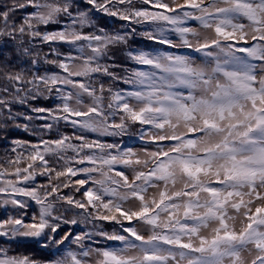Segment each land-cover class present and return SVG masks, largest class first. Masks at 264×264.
I'll list each match as a JSON object with an SVG mask.
<instances>
[{
    "label": "snow or ice",
    "instance_id": "6c2138e0",
    "mask_svg": "<svg viewBox=\"0 0 264 264\" xmlns=\"http://www.w3.org/2000/svg\"><path fill=\"white\" fill-rule=\"evenodd\" d=\"M86 2L88 10L75 0H25L0 10V37L27 35L78 52L53 49L55 59L45 62L57 71L37 69L31 78L8 72L0 86V131L19 119L26 122L16 127L33 134L51 133L61 122L73 129L72 135L58 129L55 138L41 135L37 143L13 141L12 170L0 168V205L5 211L12 205L18 215L0 219V238H33L44 248L68 242L76 250L57 248L58 258L41 262L0 248V264H246L242 253L253 249L250 264H264V0H140L139 8L134 0ZM29 7L33 11L15 23L16 11ZM96 14L126 21L128 28L85 32ZM61 17L60 30L40 31ZM190 20L204 31L186 26ZM135 25L148 27L138 33ZM136 35L190 53L129 49L137 67L122 69L110 49ZM101 77L130 87L97 86ZM38 99L55 107L31 106ZM15 104L34 115L14 113ZM33 120L42 123L30 127ZM131 125L140 126L151 150L137 153L102 139L120 137ZM22 198L39 205L38 216L26 221L29 204ZM61 209L79 210L81 223L114 222L122 234L67 231L57 238L62 224H78L57 214ZM95 236L122 247L99 246Z\"/></svg>",
    "mask_w": 264,
    "mask_h": 264
},
{
    "label": "trees",
    "instance_id": "16d2710c",
    "mask_svg": "<svg viewBox=\"0 0 264 264\" xmlns=\"http://www.w3.org/2000/svg\"><path fill=\"white\" fill-rule=\"evenodd\" d=\"M25 0H0V10H4L6 7L11 6L15 3H22ZM75 3L79 10H88L89 5L86 0H75ZM135 7H141L140 0H134ZM33 9L31 7L26 9H18L14 16V22L19 24L22 23L23 17L28 13L32 12ZM91 15V13H90ZM92 24L93 27H87L84 29L85 32H94L98 28H104L108 32L120 31L124 32L128 28V22L119 20L115 17H110L104 14H96L92 15ZM65 22V18L61 17L60 24H49L47 26L41 25V32H52L58 31L62 28L63 23ZM137 32H142L148 25H135ZM170 38L176 40L177 34L169 33ZM22 48H28L29 53L24 54L22 52ZM57 49L60 52L67 55L71 52L72 55H78V52L75 49H69L67 45H58V44H44L41 43L40 40L31 39L29 36H18L15 40L8 39L7 37H0V86H2L5 81L3 76L8 72H16V71H24L25 75L28 78H31V74H34L37 69H39V73L44 75L46 73L57 71L55 65H50L46 63V60L55 59L52 50ZM129 49H139V50H169V51H179L184 54L190 53L188 49H167V46L160 45L158 43H154L151 41H146L142 36L136 35L129 39L128 44L126 46H120L116 48L110 49V54L112 59L116 62V64L120 65L122 69H129L137 67L134 62L129 61L127 57V52ZM36 60L37 63L35 65L29 63V61ZM143 67V66H142ZM144 70H148L144 67ZM118 74H123L122 72L117 70ZM97 86L99 83H104L105 87H113L114 89H129V85H124L122 83H113L107 77H101L95 80ZM107 93H105V103H107ZM31 106H39V107H55V104L51 99H38L36 101H30ZM12 111L14 113L28 114L34 115L30 112V109L27 105L15 104L12 107ZM26 121L23 119H19L16 121L9 122L7 129L0 131V168H8L9 171L12 170V166L8 164V161L14 159V154L12 152V148L14 147V140L21 141H29L31 143H37L41 138V135L44 138H55L57 135V129L59 132L67 135H72L73 129L70 125H64L61 122L60 125H57L56 128L53 129L51 133L47 134H33L32 132H25L23 128L16 127V124H23ZM42 121L33 120L30 123V127H35L41 124ZM141 130L138 125H131L128 128L126 134L120 137H104L102 139L106 140L109 143L119 142L122 145H126L128 147H133L136 142H141L143 140L140 139ZM17 151H21V149H17ZM27 154V153H25ZM75 179V178H74ZM38 183H46L44 177H37ZM83 191V189L81 190ZM63 193L65 194H73L76 199H81V193H73L72 189H64ZM59 207V206H58ZM79 210H73L71 212H64L61 209L60 213L63 214L66 218H77V225H61V230L59 231V236H62L65 232L71 231L73 234L82 233L83 231L88 232H98V231H106L108 233H120V226L110 221H94L92 223H81L79 222V217H76V212ZM27 215L25 217L26 221L30 220L32 215H37L39 213V209L34 205L29 204V207L26 209ZM18 212L13 207H7V211H5V207L2 208L0 206V219H6L9 216H17ZM127 224V222H125ZM122 234V233H120ZM94 240H99L100 245L102 247H122V244L118 241H105L103 237L95 236ZM70 247L73 250H76L75 245H68V242H65V245H54L49 242V246L47 248L42 247L39 243L34 241H20V240H8L7 238H0V248H3L7 251L9 256H29L30 258H34L38 261L44 262L49 259H56L60 256L61 253L57 252V248L64 250L65 248ZM93 247L97 245L93 244Z\"/></svg>",
    "mask_w": 264,
    "mask_h": 264
},
{
    "label": "rangeland",
    "instance_id": "374dc122",
    "mask_svg": "<svg viewBox=\"0 0 264 264\" xmlns=\"http://www.w3.org/2000/svg\"><path fill=\"white\" fill-rule=\"evenodd\" d=\"M178 2H179V3H183L184 0H178ZM186 26H189V27H195L198 31H204V30H202V29L199 28V24H198V22H193V21H191V20L188 21V22H186ZM174 43L179 44V40L177 39V37H176V40H174ZM249 43H252V42L249 41ZM195 58H196V62H197L198 64L202 62L201 59H200V55H199V54H196V55H195ZM253 62L256 63V64H258V65L260 64L259 61H253ZM145 146L148 147L150 150L154 147L153 145H145V144H144V141H141V142H136L132 148H133L134 151H136L137 153H141L143 147H145ZM126 174H127V173H126ZM9 178H11V177H9ZM129 178L131 179V175H129ZM0 198H4V194H0ZM22 199H26V200H28V204L34 205L36 208L39 209V205H36V204H35L34 202H32L30 199H28V198H22ZM0 206H1L2 208H4L3 205H0ZM128 206H133V205H128ZM7 207H12V208H13L12 205H8ZM230 214H234V213L230 212ZM241 219H242L241 217H237L236 221L234 222V223H235V228H236V230H239L240 227H241V222H240ZM137 230H138L142 235H145V237H147V236L150 234L149 231H148L144 226H142V225H138V226H137ZM209 231H210V230H202V234L207 235V234H209ZM13 240H20V241H34L33 238H15V239H13ZM250 247H251V246H250ZM132 254H135V253H132ZM256 254H257L256 251L253 249L250 253H249L248 251L243 252V253H242V256H243L244 260L246 261V264H250L251 260L255 257ZM93 259H94V257H93Z\"/></svg>",
    "mask_w": 264,
    "mask_h": 264
}]
</instances>
